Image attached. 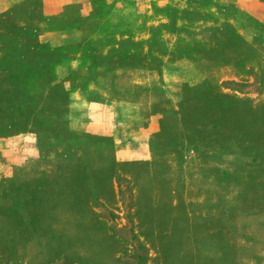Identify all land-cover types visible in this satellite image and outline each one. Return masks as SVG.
<instances>
[{
  "label": "rangeland",
  "instance_id": "374dc122",
  "mask_svg": "<svg viewBox=\"0 0 264 264\" xmlns=\"http://www.w3.org/2000/svg\"><path fill=\"white\" fill-rule=\"evenodd\" d=\"M0 264H264V0H0Z\"/></svg>",
  "mask_w": 264,
  "mask_h": 264
},
{
  "label": "crops",
  "instance_id": "0c3cea01",
  "mask_svg": "<svg viewBox=\"0 0 264 264\" xmlns=\"http://www.w3.org/2000/svg\"><path fill=\"white\" fill-rule=\"evenodd\" d=\"M22 150V149H21ZM18 160L19 161H21V162H27V158L24 156V154L23 153H19V155H18Z\"/></svg>",
  "mask_w": 264,
  "mask_h": 264
}]
</instances>
